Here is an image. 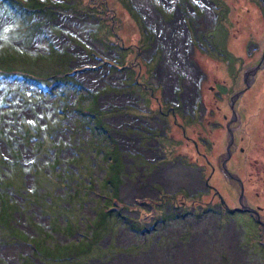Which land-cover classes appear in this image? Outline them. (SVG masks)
Instances as JSON below:
<instances>
[{
  "label": "rangeland",
  "instance_id": "1",
  "mask_svg": "<svg viewBox=\"0 0 264 264\" xmlns=\"http://www.w3.org/2000/svg\"><path fill=\"white\" fill-rule=\"evenodd\" d=\"M58 10L36 27L17 25L9 36L17 38L27 53L26 63L39 71L51 72L61 60H69L68 75L79 81L69 92L83 94L84 103L94 95L101 110L93 119L99 138L103 143L116 139L121 151V202L113 203L126 208L128 217L107 220L112 232L99 243L109 245L107 254L101 251L99 258L84 264H264V0H77L73 10ZM178 17L184 40L180 32L169 31ZM182 52L198 70L194 91L186 90L190 75L177 64L170 65L172 73L166 71V82L158 78L163 63ZM253 67L258 69L246 88L242 77ZM214 83L225 86L223 96L210 92ZM182 89L183 99H173L172 91L177 95ZM240 92L233 104L238 148L226 166L242 179L260 224L245 212L222 214L221 221L212 208L219 196L231 206L239 194L220 173L218 157L224 151L223 118L231 111L226 102L230 93ZM163 112H170L167 130ZM210 112L211 126L196 124ZM196 128V133L191 130ZM80 135L78 128L63 133L75 144ZM192 137L194 146L188 139ZM86 155L90 172L101 176L104 163ZM184 169L197 173L200 186L168 188L162 177L167 182V174ZM207 177L216 193L206 192ZM105 187L112 192L109 184ZM91 206L85 202L78 213L93 217ZM190 224L197 232L189 240L183 232H193ZM229 237L236 255L227 245ZM20 252L30 249L22 243L0 244V264H21Z\"/></svg>",
  "mask_w": 264,
  "mask_h": 264
},
{
  "label": "trees",
  "instance_id": "2",
  "mask_svg": "<svg viewBox=\"0 0 264 264\" xmlns=\"http://www.w3.org/2000/svg\"><path fill=\"white\" fill-rule=\"evenodd\" d=\"M76 4L0 0V244L28 246L30 253H19L21 264H84L97 259L101 251L107 254L109 245L99 244L112 232L107 220L128 217L126 208L113 203L121 202V151L116 139L103 143L99 138L101 130L93 119L101 110L94 95L85 103L83 94L75 95L79 81L68 75L69 60H61L51 72L39 71L26 63L27 53L17 38L9 36L17 25L36 27L45 16L59 13L58 8L73 10ZM77 128L79 143L63 137ZM86 154L104 163L101 176L90 172ZM85 202L93 203V217L78 213Z\"/></svg>",
  "mask_w": 264,
  "mask_h": 264
},
{
  "label": "flooded vegetation",
  "instance_id": "3",
  "mask_svg": "<svg viewBox=\"0 0 264 264\" xmlns=\"http://www.w3.org/2000/svg\"><path fill=\"white\" fill-rule=\"evenodd\" d=\"M253 68H255V67H253ZM253 68H249V69H247L245 72H247V71H250V70H253ZM242 79L245 81V73L243 74V77H242ZM215 84L216 83H214V86H212V87H210V92H212L213 94H215V95H213V96H223V94H222V92L221 91H218L216 88H215ZM245 89V88H244ZM229 92V90L226 92V94L225 95H227L228 96V93ZM242 92H244V90L242 91ZM241 92V93H242ZM174 93H176V91H172V94H173V99L174 98H176V96H177V99H179V98H181V99H183V96H182V93H183V89L182 90H180L178 93H177V95L176 94H174ZM240 93V94H241ZM239 94V95H240ZM199 95V94H198ZM238 95V96H239ZM233 98H235V94H233V93H230V96H229V100L226 102V105H229V107H230V109H231V111H230V114L229 115H227V116H225L223 119H225V142H224V151L221 153V151L218 153V154H220L219 156L220 157H218V163H219V171H220V173L222 174H224V176H225V178H226V180L228 181V182H230V183H232V185L235 187V186H237L238 188H239V194H238V196H237V199H236V202H234V204H232L231 206H229L225 201H224V199H223V197L222 196H219V198H218V202L216 203V202H214L213 204H212V208H214V210H218L219 212H218V216H219V219L221 220V221H223V216H222V214H226V213H234V212H236V213H238V212H245V213H248L249 215H251L252 216V218H254V220L256 221V223H258V224H260V222H258L257 220H256V215L254 214V213H251L250 211H248V210H246V208H244V206H247V207H251V208H253L252 206H250V205H248V202H247V200H246V198H245V190H244V185H243V181H242V179H240V177L237 175V172L236 171H231V170H229L228 168H227V166H226V164L228 163V161L230 160V158L233 156V150H237V142H236V137H235V132H234V125H235V123H236V119L238 118L237 116H236V113L234 112V110H233V104H234V102L232 101V99ZM225 105V106H226ZM168 107V106H167ZM227 107V106H226ZM147 109H151V107H147ZM186 110V112H187V110L188 109H185ZM222 110V109H221ZM205 113V112H204ZM212 113L213 112H210V114H207V115H205V118L203 119L202 117V115L200 116V119H199V121L197 122V120H195V122H196V124H198V125H201V124H203V125H206V126H211V124H213L212 123V121H210V118H211V115H212ZM163 115H164V119H163V123L164 124H167V120H168V118H169V115H170V112H167V113H165L164 114V112L162 113ZM157 119H158V116H155ZM159 122V121H158ZM155 123H157V122H155ZM157 124H159V123H157ZM173 124L174 125H178V123H177V121L175 120L174 122H173ZM166 126V129L165 130H167L168 128H171V126H169V124H167V125H165ZM219 126H221V124L219 125ZM190 130V129H189ZM191 130H193L195 133L197 132V130H199V129H191ZM201 134V133H200ZM200 134H199V138L198 139H200V138H202V136H200ZM195 138L196 137H192V138H188V139H190V141H191V143L192 142H194V140H195ZM241 139V138H240ZM156 142V141H155ZM157 143V142H156ZM195 143V142H194ZM197 143V142H196ZM196 143H195V145H196ZM147 144V143H146ZM192 145H193V143H192ZM194 146V145H193ZM207 147H208V145H206ZM214 146H215V144H214ZM211 148L212 149H214L213 148V146H211ZM242 150V149H241ZM202 156H203V154H201ZM207 156V155H206ZM181 165H182V163H180ZM167 166V165H166ZM165 166V167H166ZM200 174V173H199ZM222 174V175H223ZM201 176V175H200ZM211 179V177H207L206 179H204L205 181H207L206 182V187H205V190H206V192L207 193H212V192H214V193H216V188L212 185V184H210L209 183V181L208 180H210ZM240 180H241V182H240ZM241 184H242V189H241ZM163 190H165L164 188H163ZM166 193V192H165ZM243 193V194H242ZM213 194V193H212ZM218 195V194H217ZM217 195H215V196H213L212 195V197L211 198H214V197H216ZM240 208H242L241 210H239ZM178 210V209H177ZM177 210H175L176 212H177ZM181 212V211H180ZM261 225V224H260ZM190 227L193 229V232H191V230L190 229H188V231H189V233L185 230L183 233H184V235L185 234H188V236H189V240L192 238V236L197 232V229L196 228H194L193 227V224H190ZM194 233V234H193ZM180 240V239H179ZM182 240V239H181ZM29 248V247H28Z\"/></svg>",
  "mask_w": 264,
  "mask_h": 264
},
{
  "label": "bare ground",
  "instance_id": "4",
  "mask_svg": "<svg viewBox=\"0 0 264 264\" xmlns=\"http://www.w3.org/2000/svg\"><path fill=\"white\" fill-rule=\"evenodd\" d=\"M202 1L204 3H206V0H202ZM149 8L152 10V8H151L150 5H149ZM176 20L177 21H176L174 27L173 26H170L169 31H172L173 30V33H176V31L177 32H180L181 38L184 40V39H186V33H185L184 26H183V22H182V20H181L180 17H178ZM172 63L177 64L178 66H180V68L182 69V71H184L187 75H190L189 78L185 82V87H186V90L187 91H194L193 82L192 81H193V79L196 78L195 76L198 74L197 73L198 70L189 61V59H188V57H187V55H186L185 52L180 53V55H178L176 59H171L170 61L169 60H166V62L163 63V67L160 68V72H159V77L158 78L160 80L164 81V82L167 81V77H166L167 76V73H166V71H168V73H169V71L171 72L170 65ZM194 74H196V75H194ZM176 174H177V175H175V176H177L176 178H175L174 175L167 174V176H168L167 177V182L165 181L164 176L162 177L163 180H164V182H165V184H167V187L168 188L171 187V186H173V188H175L178 185L179 186L186 185V186L192 188L194 185L195 186H200V184H201L199 182V180H198L197 173H195L193 170L184 169V172L176 173ZM189 178H194L195 180H189ZM173 184L174 185H177V186H174ZM228 239L229 240L227 241V245H229L231 247L232 251L234 252V255H236L235 250H233V248H234V241L230 237ZM193 262H195V261H193Z\"/></svg>",
  "mask_w": 264,
  "mask_h": 264
},
{
  "label": "water",
  "instance_id": "5",
  "mask_svg": "<svg viewBox=\"0 0 264 264\" xmlns=\"http://www.w3.org/2000/svg\"><path fill=\"white\" fill-rule=\"evenodd\" d=\"M257 69H258V68L255 67V68H253V70H250V71L245 72V81H246V83H247L246 88H247L248 85H249V77H250V75L254 74L255 71H256ZM215 88H216L218 91H222L223 89H224V90L226 89L224 85H221V84H218V83L215 84ZM246 88H245V89H246ZM240 93H241V92H240ZM240 93L235 94V98L232 99L233 102L235 101V99L238 97V95H239ZM240 182H241V180H240ZM241 189H242V184H241ZM242 194H243V193H242ZM244 208H246V210L250 211L251 213H254V214L256 215V220H257L258 222L261 223V221H260V219H259V211H258V209L251 208V207H247V206H244ZM241 209H242V208H240L239 210H241ZM261 225L264 226V222H262Z\"/></svg>",
  "mask_w": 264,
  "mask_h": 264
},
{
  "label": "crops",
  "instance_id": "6",
  "mask_svg": "<svg viewBox=\"0 0 264 264\" xmlns=\"http://www.w3.org/2000/svg\"><path fill=\"white\" fill-rule=\"evenodd\" d=\"M152 110V109H151ZM157 124V123H156Z\"/></svg>",
  "mask_w": 264,
  "mask_h": 264
}]
</instances>
